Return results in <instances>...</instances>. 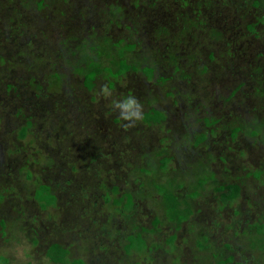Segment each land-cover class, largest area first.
I'll return each instance as SVG.
<instances>
[{
  "label": "rangeland",
  "instance_id": "1",
  "mask_svg": "<svg viewBox=\"0 0 264 264\" xmlns=\"http://www.w3.org/2000/svg\"><path fill=\"white\" fill-rule=\"evenodd\" d=\"M128 96L131 128L111 107ZM200 178L177 225L162 186ZM54 242L64 264H264V0H0V264H60Z\"/></svg>",
  "mask_w": 264,
  "mask_h": 264
},
{
  "label": "trees",
  "instance_id": "2",
  "mask_svg": "<svg viewBox=\"0 0 264 264\" xmlns=\"http://www.w3.org/2000/svg\"><path fill=\"white\" fill-rule=\"evenodd\" d=\"M77 25L80 26V23H78ZM127 45H134V43H127ZM122 50L123 48L118 49V53L119 56L113 57V62L117 67V73L115 77H119L122 74H125L128 69L131 67L132 64V58H123L122 57ZM85 64L88 67L86 69L85 75H84V81H88L89 85H91L92 81L95 79L97 73L100 72V70L103 69V67H98V61L97 60H93L92 58L88 57V55H86L85 58ZM84 64V63H83ZM84 64V65H85ZM85 70V69H84ZM104 70L107 72V74L113 73L114 71H112L111 68H106L104 67ZM143 71L148 74V76L151 75L152 70L150 67H143ZM86 84V82H85ZM9 88H11V86H9ZM155 115L153 114H146L147 116H145V118L148 120H154L156 121H160V119L162 118V115L160 114V112L154 111ZM23 134V133H22ZM204 140V136H201L200 138H198L197 140H195L196 144H198L200 141ZM165 158L162 160L163 163L159 166H157L158 168H162L166 165L165 162ZM209 178L212 179V173L210 172L209 174ZM203 178H200L197 182V184L195 185H191L192 189L186 191V193L184 194L183 198H178L177 196H172L170 187L169 189L164 188V186H162V190L160 191V193L163 194V201H164V212L165 215L174 223H176L177 225L180 224L182 221H184L187 216L191 213L192 210V201L199 195V193L201 191L206 190L205 184L203 185ZM44 191L48 192V188L47 186L42 187ZM213 191L218 192V199L222 202V203H227L230 202L232 200H234L238 193H239V185H237L236 183H221V185H216L213 188ZM126 194H128L130 197H132V191L125 192ZM202 193V192H201ZM107 199V198H106ZM131 199V198H130ZM130 199H126L127 205H125L127 208H130L131 205V200ZM54 197L52 195H49L47 198V201H53ZM159 217L158 216H154L153 218V225L155 226L156 224L158 225L159 223ZM142 233L141 232H130L127 237V244L125 246L126 250H128V248H137V249H141L143 246V242H142ZM173 237L171 236L170 238H168V240H172ZM47 257L49 258V260L51 262L54 263H60V264H64V263H68L69 259H67V253L66 250L59 244V243H51L47 249L46 252ZM70 263L73 264H80V260L79 259H73L70 261Z\"/></svg>",
  "mask_w": 264,
  "mask_h": 264
},
{
  "label": "clouds",
  "instance_id": "3",
  "mask_svg": "<svg viewBox=\"0 0 264 264\" xmlns=\"http://www.w3.org/2000/svg\"><path fill=\"white\" fill-rule=\"evenodd\" d=\"M100 94L105 99H109L113 92L108 84H104L101 86ZM111 107L113 111H118L119 118L126 122L123 125L125 128L135 127L138 122L143 120V104L135 96H128L122 101L112 100Z\"/></svg>",
  "mask_w": 264,
  "mask_h": 264
},
{
  "label": "flooded vegetation",
  "instance_id": "4",
  "mask_svg": "<svg viewBox=\"0 0 264 264\" xmlns=\"http://www.w3.org/2000/svg\"><path fill=\"white\" fill-rule=\"evenodd\" d=\"M126 200V199H125Z\"/></svg>",
  "mask_w": 264,
  "mask_h": 264
}]
</instances>
